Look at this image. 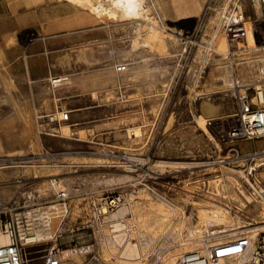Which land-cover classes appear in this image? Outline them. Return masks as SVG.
I'll return each mask as SVG.
<instances>
[{"label":"rangeland","instance_id":"obj_1","mask_svg":"<svg viewBox=\"0 0 264 264\" xmlns=\"http://www.w3.org/2000/svg\"><path fill=\"white\" fill-rule=\"evenodd\" d=\"M196 1L191 14L176 15L171 11L166 19L167 24L188 39L185 50L180 43L170 48L168 56L153 55V65L159 69L153 83H116L114 87L107 84L97 92L77 86L68 90V95L58 91L55 96L52 89L61 82H53L51 76L118 71L119 63L134 70L144 54L143 46L135 42L139 38L137 30L123 23L98 22L78 12L69 16L51 13L38 18L33 13L35 8L17 19L8 8L10 0H0V162L17 161V165L5 169L19 170L10 173L0 184V210L11 205H26L31 209L56 204L49 180L54 177L61 180L70 194L69 210L63 222L60 216L53 217L59 215V205L53 211L49 229L54 238L22 246L24 264H42L44 255L54 246L62 250L64 264H67L64 252L67 249L76 251L77 264H163L168 251L182 247L179 243L188 237L189 226L195 224L193 203L203 199L229 208L233 219L264 222V213L248 206L245 195L252 193L257 197L258 193L239 171L249 172L255 186H261L257 189L264 194V165L248 168L257 162L253 154L259 153L258 146L264 145V141L258 146L253 142L264 136L239 140L221 137L222 130L234 123L236 89L224 90L221 80L214 75L217 66L230 65L228 58L218 60L221 58L215 52L218 45L211 42L216 26L210 18L224 13L226 5V12L232 11L237 0ZM252 1L237 3L242 5L246 16L259 19L255 23V40L264 44V4L260 2L263 15H257ZM22 12L20 7L19 15ZM59 17H63L62 25L66 29L53 21ZM82 18L80 25L73 26ZM256 30L263 35L257 36ZM81 43L91 48L98 60L90 65L53 62L55 56L80 49L77 46ZM24 52L31 62L24 61ZM39 89L55 96L54 109H48L44 98L36 99ZM109 91L112 93L106 98L104 94ZM64 107L70 110L67 121L48 123L39 119L40 113ZM197 118L206 120L204 126ZM48 124L58 129L50 131ZM90 127L93 130L86 134L85 128ZM132 129H136L138 136L131 137ZM143 158L148 159L142 168L132 169V162ZM39 163H57V166L36 172L35 165ZM143 173L151 174L148 182L155 193H140L127 206L108 211L105 216L94 214L93 201L124 191ZM235 193L237 198L232 197ZM162 200L180 204L185 213L194 217L186 218L181 225L176 215L162 228L149 231L144 222L150 212L149 204ZM202 230L194 235L200 240L193 250L207 249L216 242L211 231L205 227ZM113 233L121 234L124 241L109 243L107 237ZM258 235L257 240L264 236V231ZM128 240L139 247V256L134 260L122 254ZM180 259L178 256L176 264H180Z\"/></svg>","mask_w":264,"mask_h":264},{"label":"bare ground","instance_id":"obj_2","mask_svg":"<svg viewBox=\"0 0 264 264\" xmlns=\"http://www.w3.org/2000/svg\"><path fill=\"white\" fill-rule=\"evenodd\" d=\"M237 2L236 4L239 5V10L243 11L242 5ZM254 2L255 5L253 6H255V13L257 15H263V11L260 9V1L254 0ZM8 6H9L8 7L9 10L16 15L17 19H19L20 17H24L31 8H35L33 13L38 18L45 17L51 13H56V14L63 13L69 16L70 14L72 15L73 13L78 12L83 14L85 18L90 17L98 22L99 21L111 22L113 24L123 23L129 26H133L137 30L139 38L135 40V42L143 46L142 52H144V54H141V58L135 64L134 70L132 68L128 69L126 66V69L120 72L116 70H106L103 72H91V73L81 72L80 75H77L75 73H68V74H60L57 76H51L50 78L53 82H58V80L61 82L59 83L60 86L58 88L52 89V93L55 94V96L57 95L56 92L58 91L66 92L65 95H68L67 94L68 90L70 91L71 89L77 86H82V87L87 86L90 88L94 87L97 89V91H99L104 89L107 84H112V87H114L116 86L114 85L116 83L120 85L126 83H132V84H139L145 82L153 83L157 71L159 70L158 66L153 65V61H154L153 55L158 54L160 57L168 56L171 54L170 48L179 45L180 43L182 44V49L185 50L186 48L185 44L188 39L187 35L182 36V33L179 32V30L174 29L173 26L165 22L166 19L171 15V11L176 12L175 6L173 4V0H10ZM20 7L23 10L22 15H19ZM227 8H228L227 5L224 6L222 11L226 12ZM197 15L198 14H196L195 16ZM258 20L259 19L254 20L246 16L244 13L245 34L242 37L231 38L223 30L222 27L224 21L223 12H221L217 17L210 18V21L214 23L216 26L214 32L211 35V42L214 44V46L218 45V47H215V52L217 51L221 55V58L218 57L217 58L218 60L228 58L230 65V67H228L227 65L221 67L217 66V69L215 68V72H214V75L221 80V83L224 86L223 87L224 90L233 89L235 91L236 89L237 92V87L239 88V86L244 88L248 84L258 85L261 84L260 82L263 81L264 79V44L257 43L254 34L255 23L258 22ZM68 27L71 28L72 25L70 26L68 25ZM84 46L85 44L81 43L77 46L80 49H78L74 53L64 54V55L61 54L59 56H55L53 62L55 64L58 63L62 65H69L71 62H74L75 64L90 65L94 61L98 60V58L93 53L92 49L85 48ZM232 46H234V48H232ZM24 56H25L24 61L26 63L31 62L25 52H24ZM132 80H134V82ZM111 93L112 92L109 91L106 94H104V96L107 98V96L111 95ZM55 96H51L49 92H44L42 89H39L38 93L36 94V99L44 98L46 103H48L49 106L48 109L51 110L54 109L52 107L57 106V103L55 101ZM65 111H70V110L64 107L63 109H57L56 111H52V112H59L61 115H63ZM234 115L235 113L233 114V116ZM197 120L200 122L201 125L204 126V123L206 121L204 118H197ZM38 123H39L38 125L40 126L44 125L40 122ZM48 126L50 128V131H55L56 129H58V127L55 125L48 124ZM88 131L89 130H86L87 133ZM244 155L246 156L247 154ZM253 155L254 158H257L256 160L257 162L256 164L254 163L255 164L254 166L248 168L257 169L258 167L263 166L264 150H260L259 153H255ZM161 162L163 164L183 163L176 161H161ZM13 165H17V161H11L10 163L0 162V169H1L0 184L2 183L4 178L10 175V173H17L19 171V170L9 171L5 169ZM55 165L57 166V163H53V164L39 163V165H35V171L36 172L47 171L49 170V167ZM37 166H39V168ZM129 170L131 171V169ZM239 171L244 176L245 178L244 180H246L249 184H251L256 189L257 191L256 193H258L257 197L254 195L252 196V193L251 195L245 193L246 199L249 202L248 206L250 207L252 206V209L256 208L255 209L256 211L258 209L259 211L264 213V194L259 189H257L260 188L261 186L260 187L255 186V184L251 180V177L248 174L249 172L246 173L243 170H239ZM56 174H60V173H56ZM49 180L51 182L52 179ZM59 181L60 184L62 185L60 179ZM238 187L242 189L239 185ZM232 197L237 198V194L236 195L233 194ZM240 201L243 202L242 199H240ZM193 204L194 206H196L195 224L189 226L187 232L188 237L184 238L179 243L180 245H182V247L181 248L178 247L179 248L178 250L176 251L172 250L173 252L170 253L168 251V254H166L165 257L163 258V264H176L178 256L183 257L185 254L194 251L205 253L207 249L204 248H203L204 250H198V248L197 250H193L194 244H196L198 240H200L199 238L198 239L194 238V235L202 232L203 231L202 227H205L209 232L211 231L212 234L216 237L215 238L216 242L213 244H219L229 241L224 239L230 236L233 237L232 239H234L238 235L245 232L251 237L252 240L251 248L254 246L257 237L259 236L258 234L261 231H264V222L262 221L248 222L247 220H242L241 217H238L237 219H233L232 212L230 211L229 208L225 207L220 203L214 202L213 200L203 199L202 201H194ZM149 205H150L149 208L150 212L148 216H145L147 217V219L145 218L146 221H144L146 222L149 231L152 230L154 231L159 227L162 228L165 222L170 221L176 215L180 219L181 225L182 223H184L186 218L194 217L193 214L185 213L184 208L178 203L173 204L162 200L158 203H150ZM119 212L120 209L117 211V213H115V215L118 214ZM53 217L58 218L59 215L56 214ZM219 224H222V226L217 227V225ZM209 225H212V228H209L208 227ZM228 226L231 227L227 228ZM113 235L110 234L108 235L107 241L109 243H111V241L112 242L114 241L116 242V244L117 243L121 244L124 241L121 234L117 233L114 236ZM51 238H54V236L52 235V232H50V229L35 230L27 236V240L24 243V245L29 243V246H31L42 241H48ZM1 241L8 242L7 236H2ZM64 252H65V259L67 260V264H77V260L79 256L77 257V254L75 253L76 251L73 252L72 249H67ZM122 254L126 256V258H128L129 260H134L139 256V247L135 242L128 240L127 243L125 244ZM242 260L243 257L241 256H231L225 259V264H242ZM123 264H130V263H123Z\"/></svg>","mask_w":264,"mask_h":264},{"label":"built area","instance_id":"obj_3","mask_svg":"<svg viewBox=\"0 0 264 264\" xmlns=\"http://www.w3.org/2000/svg\"><path fill=\"white\" fill-rule=\"evenodd\" d=\"M259 1L264 4V0ZM223 18L222 27L229 37L238 38L245 34L244 12L239 10L238 4L232 11H224ZM255 33L257 36L263 35L260 30H256ZM125 69L126 64L117 65L118 71ZM260 83L248 84L244 88L239 86L237 89L235 96L237 110L232 116L234 123L228 124L222 130L223 139L239 140L264 136V79ZM69 113L70 111H65L63 115L56 112L40 113L39 119L48 123H59L69 120ZM130 135L136 137L138 132L132 129ZM143 159L134 160L132 169L142 168L148 158ZM150 177L149 173L137 175L124 191L104 195L98 201H93L94 214L105 216L108 211L127 206L140 193L145 191L155 193L148 182ZM51 185L55 191L56 204L31 209L26 208V205H11L0 210V264H24L22 246L27 236L35 229H49L53 211L58 210L56 205L60 207L58 213L61 222L64 221L69 210L70 194L57 178L51 180ZM2 236H7L8 242H2ZM251 246V237L248 234H240L229 241L208 245L205 253L199 251L187 253L181 257L180 264H225V259L231 256L243 257L242 264H264V236L256 240L252 248ZM42 264H64L62 250L56 246L49 249L43 257Z\"/></svg>","mask_w":264,"mask_h":264},{"label":"crops","instance_id":"obj_4","mask_svg":"<svg viewBox=\"0 0 264 264\" xmlns=\"http://www.w3.org/2000/svg\"><path fill=\"white\" fill-rule=\"evenodd\" d=\"M194 1H196V0H173V4L175 6L177 14L178 15L179 14H191L190 12H191V9L193 7ZM196 14H198V13H192L193 16H195ZM62 19H63V17H59V18L53 19V21L58 23V24H60V25H62ZM82 22H83V18H82V20L79 23H76L73 26L80 25ZM61 27L66 29V27H64L63 25ZM90 89H91V91L95 90L97 92V89L94 88V87H91ZM79 115L81 116V115H83V113H79ZM86 130L92 131L93 129L91 127L90 128H85V133L87 134ZM89 131H88V133H89ZM263 141H264V138H261L259 140H255L253 143L255 144V146H258L259 143L263 144ZM258 149L259 150H264V145H259Z\"/></svg>","mask_w":264,"mask_h":264}]
</instances>
